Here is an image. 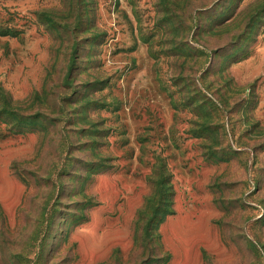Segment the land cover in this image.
<instances>
[{
    "label": "rangeland",
    "instance_id": "rangeland-1",
    "mask_svg": "<svg viewBox=\"0 0 264 264\" xmlns=\"http://www.w3.org/2000/svg\"><path fill=\"white\" fill-rule=\"evenodd\" d=\"M0 264H264V0H0Z\"/></svg>",
    "mask_w": 264,
    "mask_h": 264
}]
</instances>
